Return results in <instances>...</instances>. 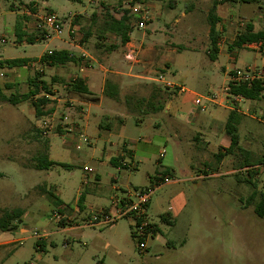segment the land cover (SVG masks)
I'll list each match as a JSON object with an SVG mask.
<instances>
[{
	"label": "rangeland",
	"instance_id": "374dc122",
	"mask_svg": "<svg viewBox=\"0 0 264 264\" xmlns=\"http://www.w3.org/2000/svg\"><path fill=\"white\" fill-rule=\"evenodd\" d=\"M132 2L0 0V62L28 60L26 66H2L5 76L0 88L6 97L26 94L28 79L38 72L51 94L37 96L49 100L42 108L51 119L45 138L39 134L40 117L36 118L30 101L0 102V217L15 209L23 211L20 222H11L17 228L0 230V242H10L0 247V264H264V218L254 214L256 199L248 204L251 193L263 189L264 123L241 116L238 148L219 161L215 155L221 141H228L226 111L222 109V122L214 126L209 122L211 105L200 112L188 93L176 94L162 84L141 85L128 95L129 104L123 94L110 104V113H117L116 117L96 106L83 108L80 102L84 98L66 86L80 68L92 64L82 50L91 55L98 49L106 53V47L114 44L99 35L105 11L117 14L145 8ZM151 4L152 17L144 29L136 27L140 15L131 14V37L145 48L155 47V77L161 74L166 82L206 96L226 84L227 70L264 69V44L229 51L246 24L255 31L264 30V0H162ZM214 4L221 49L211 61L207 15ZM45 13L71 20L77 27L78 35L69 39L67 52L80 59L78 64L50 67L41 62L48 49L63 47L67 38V26L60 38L41 41L37 37V17ZM19 20L25 34L36 35L34 44L17 42L14 28ZM123 53L120 50L117 56L121 66L128 64ZM153 88L158 90L156 105L164 106L161 111L137 106V100L156 92ZM255 104L256 114H264V99ZM104 124L109 130L100 127ZM44 151L51 161L67 167L37 169ZM127 151L132 152L133 161ZM121 152L124 157L118 159L127 166L117 168L110 158ZM132 164L136 166L131 168ZM83 167L93 172L88 174ZM164 178L172 182L151 196L147 217L156 227V235L147 240L145 250L132 237L128 218L106 226L86 225L111 208L114 196H122L128 189L153 188ZM79 194L82 209L76 202ZM20 228L26 232L21 233ZM34 232L47 235L41 245L33 238Z\"/></svg>",
	"mask_w": 264,
	"mask_h": 264
},
{
	"label": "trees",
	"instance_id": "16d2710c",
	"mask_svg": "<svg viewBox=\"0 0 264 264\" xmlns=\"http://www.w3.org/2000/svg\"><path fill=\"white\" fill-rule=\"evenodd\" d=\"M12 1L21 2V0H12ZM68 1L79 3L82 0H68ZM132 1L133 2L131 3V5H135V4L142 5L146 2H160L162 0H132ZM223 1L248 3L251 0H223ZM215 8H216L215 4L212 5L207 15V21L209 25L208 34L210 41V47L208 49L207 54L211 61H215L218 53L217 40L219 36L216 30V23L219 20L215 16ZM100 30L102 33H110L115 35L118 38L120 45L122 46L125 45L126 43L129 42V34L132 31L130 10H122L120 13L117 14H110L109 11L106 10ZM14 35L18 43L26 42L28 44H34L37 40L36 35H31V34L27 35L23 32L20 21H18L15 25ZM251 44H261V45L264 44V30L254 31V28L251 24H246L245 28L235 36V39L233 40L231 46H229V50L232 51L233 48L242 49L244 46ZM40 60L42 63L51 67L61 66L71 62L73 63L76 62L75 59L72 56H70L69 53L66 51H53L51 54L45 53L40 58ZM27 64H28V60L26 59H11V60H5L4 62H0V68L2 66H6L10 69L18 66H26ZM39 78H40V74L36 72L33 78L28 79L29 90L26 94H22L20 96L14 95V96L6 97L2 89L0 88V102H7L15 105L22 101H30L34 109V114L36 118L44 116L45 113L42 111V108L43 106L49 103V100L48 98H46V96L51 94H50V88L47 86V84L44 81L39 80ZM52 81H55V79H52ZM66 85L69 88V91L74 94H78L80 96L89 95L88 89L79 78L71 80ZM230 92L233 94L242 95L249 101L264 99V82L257 81L254 82L251 86L244 85V86L231 87ZM42 93H44L46 96L43 95L37 97ZM157 93L158 91L152 93V95L148 99L140 98V100H137V106L140 107L142 105H145V107L150 112L161 111L164 108L163 104L158 103V105H156L155 103V101L158 98ZM104 96L111 100L117 101L119 97V92L117 87H114L110 82H106L104 87ZM130 100H131L130 97L124 98L126 104H129ZM241 116L242 115L237 114L235 112H229L225 123V133L230 138V146L225 150L224 153L216 154L217 158H221L225 153H230L232 149L237 148L239 141L238 126L241 120ZM39 157L40 159H38V164L36 165L37 169L39 170L48 169L54 165L67 167L64 164H58L48 160L46 154H43L42 156ZM262 161L264 162V156ZM110 162L116 166L119 163V159L113 158L110 160ZM255 199L256 201L253 207L254 214L259 218H264V183H263V189L260 193L257 194L255 190L251 193L248 204L253 202ZM81 201H82V197L80 196L79 202L81 203ZM22 213L23 212L19 209L12 210L9 214L4 213L0 217V230L9 231L16 228V226L12 225L11 222L18 219Z\"/></svg>",
	"mask_w": 264,
	"mask_h": 264
},
{
	"label": "built area",
	"instance_id": "2783aa9c",
	"mask_svg": "<svg viewBox=\"0 0 264 264\" xmlns=\"http://www.w3.org/2000/svg\"><path fill=\"white\" fill-rule=\"evenodd\" d=\"M130 14L140 15V21L137 22V29H144L148 15L146 11H143L140 6L132 8ZM67 26V38L74 39L78 35V29L72 24L71 20L58 19L52 13H45L37 17L35 30L37 37L41 41H46L51 37L60 38L63 35L64 28ZM132 28V26H131ZM52 49H48L46 54H51ZM85 56V55H83ZM125 59L129 63L136 62V52L133 48H129L125 51ZM84 71L80 68V72ZM3 71H0V79L4 78ZM264 82V69L256 66H245V67H234L227 74V83L221 88V94L223 96V103L227 109L235 113H246L252 119L264 123V114L262 112L259 115L251 114L248 110L243 111L242 106L249 100L239 94H233L230 92L231 87L236 86H251L254 82ZM154 82L162 84L165 88L174 89V85L166 82L161 74L154 77ZM193 105L199 109L200 112H205L207 104H219L218 93L208 94L201 96L197 94L192 95ZM66 120V119H65ZM39 134L45 138L51 129V119L49 117L42 116L39 118ZM66 124H69L66 122ZM65 124V125H66ZM71 125V123L69 124ZM71 132V128L67 130V133ZM163 153L160 154V158ZM83 171L90 174L93 171L88 167H83ZM159 178V177H158ZM168 178L162 179V181L154 186L153 188H139V189H128L122 193V196H114L111 201L112 211H102L100 215L94 216L89 219L87 226H99V225H110L122 218H128L132 221V237L137 240L138 248L145 250L147 248V240L153 237L156 233V227L152 224L146 213V209L149 205L152 194L160 188L162 185L169 184ZM85 184V182H84ZM46 234H38L34 232L33 238L38 243H42L45 239ZM32 264V263H30Z\"/></svg>",
	"mask_w": 264,
	"mask_h": 264
},
{
	"label": "crops",
	"instance_id": "0c3cea01",
	"mask_svg": "<svg viewBox=\"0 0 264 264\" xmlns=\"http://www.w3.org/2000/svg\"><path fill=\"white\" fill-rule=\"evenodd\" d=\"M151 3L152 2L144 3L142 6H145V8H141L143 11H146V14L150 18L152 17V14H151L149 8L153 7V5ZM231 3H239V2H231ZM215 16H216V14H215ZM22 30H24L23 27H22ZM99 35L102 37L106 36L109 39H112L114 44L113 45L111 44V46L106 47V50L108 51L106 53H104L103 50H101V49L96 50L93 55L88 54L87 52H85L83 50L81 51V52H83L82 55H85V57L86 56L90 57L92 64L90 65V67L88 69H85L82 72H80V69H79L78 74L76 75V77L74 79L79 78L83 82V84L86 86V88L89 91V95H86V96H80L78 94H76V95L80 96L81 98H84L82 100V102H80V104H82L83 108H84V106H88V108H90V106H96L102 112L104 111L105 114H107V113H109L111 115L116 114L117 115L116 117H118L117 113H110L113 111V109L110 108V104L113 101L115 102L116 100H111V99L104 96L105 83L110 82L114 87H117L118 92H119L118 100L120 99L122 94L124 95L123 97L125 98V97H129L128 95L137 92L141 85H144L145 87H147V86H149V87L150 86L151 87L156 86L157 87L159 84L154 82L155 70H156V67H155L156 66V63H155L156 62V49H155V47H146L145 48L144 43H142V42L140 44H137V41L132 39L131 33L129 34V42L123 46L120 45L118 38L113 34L102 33L100 30ZM70 41L71 40H69L68 38H65L62 41V43L64 44L63 47L58 48V49H56V48H53V49H55L56 51H66L67 52V46H71L69 44ZM251 45H254V47L262 46L261 44H251ZM96 46L98 47L101 45L97 44ZM248 46L249 45H246L244 47H248ZM129 48H133L135 50L136 62L135 63H129L128 62V64H125L122 61L124 64L121 66V63L119 64V61H118L119 59L117 58V56H118V54H120V50L126 51ZM220 49L221 48H220L219 43H218V52L220 51ZM69 55L75 59L76 62H74V63L78 64V61H80V59H77L74 55H72L70 53H69ZM71 63H73V62H71ZM61 66H64V65H61ZM167 67H168V65H167ZM230 70H227L225 72V74L227 75ZM52 79H54V78H52ZM52 79H51V81H52ZM153 90L158 91L157 88H153ZM173 90H174V92H176V94L188 93L191 95V97L193 94H195V93L187 91L186 89H184L182 86H179V85H174ZM122 91H124V93H122ZM216 93H218L219 104H211V103L208 104L214 108L211 111V113L209 114V122L214 126L218 123H221L222 118L224 116L222 114V112L220 111V109H222V110L226 111V116H225V120H224V130H225V123H226L228 114L231 111L229 109H227L223 103H221V101L223 100V96L221 94V89L219 90V92H216ZM106 99L111 101V102H107ZM256 101L257 100L250 101L251 102L250 105L245 110H248V112H253V111L255 112L257 109V105L255 104ZM237 114H240V113H237ZM240 115L250 117L246 113H243ZM104 116L105 115H103L102 117H104ZM123 121H120V123L122 124ZM100 127L105 129V128H109V125L104 124V125H100ZM105 130H109V129H105ZM214 136L217 137V135H214ZM226 136L228 138V141H225V140L221 141L222 145H220L218 153H224L225 150L230 146V138L228 137L227 134H226ZM238 138H239V136H238ZM238 145H239V142H238ZM238 145H237V148H238ZM123 152H121L122 154H119L116 157H111L110 159H113V158H121L122 159L124 157ZM44 154L47 155L46 151H44ZM127 154L130 156L131 160L133 161L134 156H133L132 152L127 151ZM47 157H48V155H47ZM222 157L217 158L215 155V158L219 161L222 159ZM48 160H50V159L48 158ZM116 166H117V168H120V167H126L127 165H125L122 161H119V163ZM135 166H136L135 164H132L130 167L133 168ZM79 198H80V194H79L76 202L78 203V205L82 209V205L79 202ZM149 207H150V205H148V207L146 209V213L149 210ZM103 211H112V209L111 208L105 209ZM22 216H23V213L21 214V216L18 219H16V221L20 222ZM12 225H15L16 228L18 226L17 224H12ZM20 232L25 233L26 229L20 228ZM8 244H10V242H0V247H4Z\"/></svg>",
	"mask_w": 264,
	"mask_h": 264
}]
</instances>
